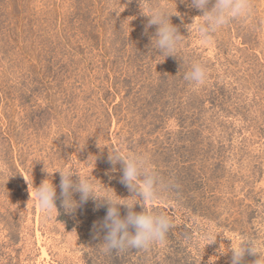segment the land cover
Listing matches in <instances>:
<instances>
[{"label":"rangeland","instance_id":"obj_1","mask_svg":"<svg viewBox=\"0 0 264 264\" xmlns=\"http://www.w3.org/2000/svg\"><path fill=\"white\" fill-rule=\"evenodd\" d=\"M151 2L185 36L176 56H158L139 0H0V264H231V243L245 240L264 254V0L207 43L190 0ZM193 61L208 69L203 85L183 79ZM113 149L147 154L175 189L134 197ZM61 170L133 211L172 216L166 241L105 254L94 225L108 205L74 192L66 212ZM46 179L50 213L28 185Z\"/></svg>","mask_w":264,"mask_h":264},{"label":"clouds","instance_id":"obj_2","mask_svg":"<svg viewBox=\"0 0 264 264\" xmlns=\"http://www.w3.org/2000/svg\"><path fill=\"white\" fill-rule=\"evenodd\" d=\"M181 2H186V0H181ZM139 3L142 11L147 9L149 12L148 27L157 26L155 36L152 38V46L154 42L155 50L160 53L158 56L164 58L176 56L185 36L181 35L178 28L172 24L170 17L173 15L166 7L162 8L152 3L151 0H139ZM190 6L202 13L198 16L202 23L196 25L195 32L198 38L206 43L210 42L217 30L231 20L247 15L252 9L250 0H190ZM207 76L206 66L199 61H193L184 73L183 79L192 86H200L206 82ZM108 159L113 165L122 163L121 182L130 189L134 197L142 201L162 200L165 198V193L172 192L176 187L171 179L166 180L160 175L147 154L129 151L125 155L122 151L113 149L109 151ZM57 172L61 176L59 187L63 197L62 206L66 212H72L78 207V202L73 199L74 192L80 194V203L92 198L108 205L103 222L94 225L101 231H105L103 243L100 244L105 254H112L113 251L121 254L133 249L147 251L166 241L168 233L173 228L172 216L145 209L140 212L133 211L137 204L120 203L107 195L98 196V186L91 179L78 176V180L74 181V174L71 171ZM33 189L42 209L49 213L52 209L57 210L56 187L50 180H44L39 187ZM121 205L128 209L123 217L120 214ZM187 239L191 242L190 238ZM230 251L231 264H243L246 254L257 256L254 264H264V254L257 250L252 240H245L238 247H233L231 243Z\"/></svg>","mask_w":264,"mask_h":264},{"label":"bare ground","instance_id":"obj_3","mask_svg":"<svg viewBox=\"0 0 264 264\" xmlns=\"http://www.w3.org/2000/svg\"><path fill=\"white\" fill-rule=\"evenodd\" d=\"M27 183H28V182H27ZM28 185H29V190H30V193H31L32 195H35V194H34V191H33V189H32V187L30 186V184H29V183H28ZM43 254H44V256H46V257H47V255H48V254L46 253V251H44V253H43Z\"/></svg>","mask_w":264,"mask_h":264}]
</instances>
